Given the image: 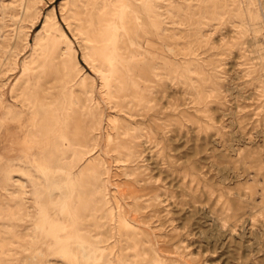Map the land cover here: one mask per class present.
<instances>
[{"label":"rangeland","instance_id":"rangeland-1","mask_svg":"<svg viewBox=\"0 0 264 264\" xmlns=\"http://www.w3.org/2000/svg\"><path fill=\"white\" fill-rule=\"evenodd\" d=\"M263 195L264 0H0V264H264Z\"/></svg>","mask_w":264,"mask_h":264},{"label":"bare ground","instance_id":"bare-ground-1","mask_svg":"<svg viewBox=\"0 0 264 264\" xmlns=\"http://www.w3.org/2000/svg\"><path fill=\"white\" fill-rule=\"evenodd\" d=\"M90 1V0H89ZM110 1V0H109ZM123 1V0H122ZM158 1V0H157ZM165 1V0H164ZM105 2V1H104ZM91 3V2H90ZM93 3V2H92ZM102 3V2H101ZM142 3V2H141ZM144 3V2H143ZM148 3V2H147ZM147 3H145L146 4V6H147ZM123 4V3H122ZM85 5V4H84ZM102 5V4H101ZM117 5H119V4H117ZM127 5V4H126ZM165 5V4H164ZM78 6V5H77ZM93 7H94V5H92ZM111 6V5H110ZM89 7H91V6H89ZM112 7V6H111ZM116 7V6H115ZM122 7V6H121ZM160 7H161V5L158 7V9H160ZM185 7V6H184ZM104 8V7H103ZM106 8V7H105ZM119 8V7H118ZM165 8V7H164ZM161 9H162V7H161ZM75 10V9H74ZM99 10H101V9H99ZM104 10V9H103ZM106 10V9H105ZM120 10V9H119ZM79 11V10H78ZM87 11V10H86ZM90 11V10H89ZM98 11V10H97ZM116 11L117 10H113V13L115 14L116 13ZM152 11V10H151ZM168 11H170V10H168ZM88 12V11H87ZM104 12V11H103ZM144 12V11H143ZM153 12V11H152ZM41 13L42 12H40L39 14H40V16H41ZM72 13V12H71ZM159 14H160V12H158ZM39 14L37 15V16H39ZM52 14V13H51ZM55 14V13H54ZM86 14V13H85ZM84 14V15H85ZM96 14V13H95ZM99 14V13H98ZM106 14V13H105ZM119 14V13H118ZM127 14H128V12H127ZM67 15V14H66ZM72 15H73V13H72ZM71 15V16H72ZM77 15V14H76ZM100 15V14H99ZM162 15V14H161ZM160 15V16H161ZM40 16H39V18H40ZM51 16V15H50ZM49 16V17H50ZM95 16V15H94ZM42 17V16H41ZM65 17V16H64ZM74 17V16H73ZM77 17V16H76ZM81 17H83V16H81ZM85 17H86V15H85ZM84 17V18H85ZM96 17V16H95ZM109 17V16H108ZM117 17V16H116ZM131 17V16H130ZM151 17V16H150ZM38 18V17H37ZM113 18V17H112ZM36 19V18H35ZM34 19V20H35ZM41 19V18H40ZM47 19V18H46ZM56 19V18H55ZM65 19H66V17H65ZM48 20V19H47ZM68 20V19H67ZM107 20V19H106ZM175 20V19H174ZM36 21V20H35ZM133 21V20H132ZM230 21V20H229ZM34 22V21H33ZM37 22V21H36ZM49 22V21H48ZM98 23V22H97ZM113 23V22H112ZM168 23V22H167ZM202 23V22H201ZM57 24H59V23H57ZM84 24V23H83ZM88 24V23H87ZM101 24V23H100ZM108 24H110V23H108ZM35 24H33V26H34ZM32 26V25H31ZM59 26V25H58ZM98 26V25H97ZM133 26V25H132ZM35 27V26H34ZM47 27V26H46ZM45 27V28H46ZM54 27V26H53ZM52 27V28H53ZM56 27V26H55ZM32 28V27H31ZM80 28V27H79ZM104 28V27H103ZM133 28V27H132ZM47 29V28H46ZM58 29V28H57ZM114 29V28H113ZM135 29V28H134ZM50 30V29H49ZM48 30V31H49ZM84 30V29H83ZM98 30V29H97ZM136 30H137V27H136ZM51 31V30H50ZM55 31H56V29H55ZM58 31V30H57ZM139 31V30H138ZM144 31V30H143ZM43 32H44V30H43ZM140 32V31H139ZM145 32V31H144ZM164 32V31H163ZM84 33V32H83ZM142 33V32H141ZM244 33V32H243ZM80 34V33H79ZM86 34V33H85ZM96 34V33H95ZM112 34V33H111ZM140 34V33H139ZM168 34V33H167ZM82 35V34H81ZM93 35V34H92ZM138 35V34H137ZM148 35V34H147ZM124 36V35H123ZM134 36V35H133ZM150 36V35H149ZM121 37V36H120ZM137 37V36H136ZM37 38V37H36ZM82 38H83V36H82ZM87 38V37H86ZM89 38V37H88ZM87 38V39H88ZM109 38H111V37H109ZM122 38H124L125 39V37H122ZM122 38H120V39H122ZM140 38V37H139ZM158 38V37H157ZM165 38V37H164ZM168 38V37H167ZM38 39V38H37ZM141 39V38H140ZM154 39V38H153ZM159 39V38H158ZM40 40V39H39ZM38 40V41H39ZM110 40V39H109ZM123 40V39H122ZM147 40V39H146ZM41 41V40H40ZM111 41V40H110ZM98 42V41H97ZM106 42V41H105ZM109 42V41H108ZM108 42H107V44H108ZM119 42V41H118ZM41 43V42H40ZM94 43V42H93ZM103 43V42H102ZM110 43V42H109ZM28 44V43H27ZM123 44V43H122ZM126 44V43H125ZM35 45V44H34ZM90 45V44H89ZM94 45V44H93ZM100 45H101V43H100ZM105 45V44H104ZM30 46V45H29ZM96 46V45H95ZM109 46V45H108ZM120 46V45H119ZM122 46V45H121ZM123 46H124V44H123ZM39 47V46H38ZM71 47V46H70ZM72 48V47H71ZM92 48H94V47H92ZM101 48V47H100ZM110 48V47H109ZM124 48V47H123ZM69 49V48H68ZM97 49V48H96ZM103 49V48H102ZM132 49V48H131ZM136 49V48H135ZM73 50V49H72ZM77 50V49H76ZM110 49H108V51H109ZM139 50V49H138ZM101 51V50H100ZM103 51V50H102ZM124 51H125V49H124ZM123 51V52H124ZM127 51H128V49H127ZM126 51V52H127ZM59 52H61V51H59ZM71 52H73V51H71ZM78 51H76V53H77ZM86 52V51H85ZM93 52H96V51H93ZM119 52V51H118ZM136 52V51H135ZM62 53V52H61ZM63 53H65V52H63ZM103 53H104V51H103ZM110 53V52H109ZM133 53V52H132ZM139 53V52H138ZM68 54V53H67ZM71 54V53H70ZM75 54V53H74ZM73 54V55H74ZM86 54V53H85ZM95 55H96V53H94ZM102 54V53H101ZM107 54V53H106ZM113 54V53H112ZM134 54V53H133ZM142 54V53H141ZM59 55V54H58ZM72 55V54H71ZM104 55V54H103ZM130 55H131V53H130ZM135 55V54H134ZM53 56V55H52ZM60 56V55H59ZM86 56V55H85ZM91 56H93V55H91ZM109 56V55H108ZM54 57H57V56H54ZM62 57V56H61ZM66 57H67V55H66ZM141 57V56H140ZM105 58H106V56H105ZM112 58V57H111ZM125 58H127V57H125ZM131 58V57H130ZM67 59V58H66ZM70 59V58H69ZM73 59H74V56H73ZM88 59V58H87ZM132 59H133V57H132ZM138 59V58H137ZM89 61H90V59H88ZM94 60H95V58H94ZM129 60V59H128ZM133 61V60H132ZM44 62V61H43ZM46 62V61H45ZM71 62V61H70ZM90 62H92V61H90ZM98 62V61H97ZM32 63H34V62H32ZM65 63V62H64ZM68 63V62H67ZM72 63V62H71ZM70 63V64H71ZM74 63H76V61L74 62L73 61V64ZM88 63V62H87ZM93 63V62H92ZM47 64V63H46ZM89 64H91V63H89ZM29 65V64H28ZM67 65V64H66ZM96 65H98L97 63H96ZM100 65V64H99ZM102 65V64H101ZM104 65V64H103ZM115 65V64H114ZM125 65V64H124ZM77 66V65H76ZM75 66V67H76ZM79 66V65H78ZM129 66V65H128ZM34 67V66H33ZM42 67H43V65H42ZM94 67V66H93ZM98 67V66H97ZM66 68V67H65ZM77 68V67H76ZM106 68H107V66H106ZM100 69V68H99ZM119 69V68H118ZM128 69H129V67H128ZM64 70V69H63ZM79 70V69H78ZM103 70H105V69H103ZM67 71V70H66ZM73 71H74V67H73ZM128 71V70H127ZM116 72V71H115ZM114 72V73H115ZM124 72V71H123ZM128 72H130V71H128ZM135 72H136V70H135ZM67 73L68 74H70V72H68L67 71ZM67 73H66V75H67ZM99 73H100V71H99ZM101 73H103V72H101ZM100 73V74H101ZM108 73V72H107ZM126 73V72H125ZM73 74V73H72ZM78 74H80V73H78ZM128 74V73H127ZM131 74V73H130ZM153 74V73H152ZM157 74V73H156ZM155 74V75H156ZM74 75H76V73L74 74ZM73 75V76H74ZM103 75V74H102ZM105 75V74H104ZM113 75V74H112ZM112 75L110 74V76L112 77ZM84 76V75H83ZM115 76V75H114ZM119 76V75H118ZM128 76V75H127ZM133 76V75H132ZM131 76V77H132ZM150 76V75H149ZM81 77V76H80ZM130 77V76H129ZM128 77V78H129ZM134 77V76H133ZM157 77V76H156ZM155 77V78H156ZM40 78V77H39ZM72 78V77H71ZM117 78V77H116ZM124 78V77H123ZM122 78V79H123ZM151 78V77H150ZM77 79V78H76ZM103 79V78H102ZM112 79V78H111ZM115 79V78H114ZM87 80V79H86ZM117 80V79H116ZM119 80V79H118ZM73 81V80H72ZM82 81V80H81ZM125 81V80H124ZM128 81V80H127ZM148 81V80H147ZM37 82V81H36ZM35 82V83H36ZM115 82H117V81H115ZM123 82V81H122ZM145 82V81H144ZM37 84V83H36ZM80 84V83H79ZM78 84V85H79ZM114 84H116V83H114ZM128 84H129V82H128ZM127 84V85H128ZM82 85V84H81ZM80 85V86H81ZM84 85V84H83ZM124 86V85H123ZM110 87H112V86H110ZM114 87V86H113ZM34 88V87H33ZM116 89V88H115ZM114 90V89H113ZM119 90H120V88H119ZM39 91V90H38ZM88 91V90H87ZM82 92V91H81ZM84 92V91H83ZM115 92V91H114ZM117 92H118V90H117ZM85 94V93H84ZM118 94V93H117ZM131 94V93H130ZM86 95V94H85ZM110 95V94H109ZM114 95H115V93H114ZM120 95H121V93H120ZM134 95V94H133ZM30 96V95H29ZM35 97V96H34ZM39 97V96H38ZM88 97V96H87ZM91 97V96H90ZM89 97V98H90ZM111 97H113V96H111ZM111 97H109V98H111ZM119 97H121V96H119ZM127 97H128V95H127ZM132 97V96H131ZM135 96H133V98H134ZM40 98V97H39ZM71 98V97H70ZM84 98V97H83ZM88 98V99H89ZM92 98V97H91ZM116 98H117V96H116ZM126 98V97H125ZM137 98V97H136ZM27 99H28V97H27ZM41 99V98H40ZM85 99V98H84ZM121 99V98H120ZM124 99V98H123ZM34 100H36V99H34ZM43 100V99H42ZM74 100V99H73ZM91 100H93V99H91ZM112 100H114L113 98H112ZM129 100V99H128ZM27 101V100H26ZM40 101V100H39ZM76 101V100H75ZM84 101V100H83ZM109 101V100H108ZM115 101H116V99H115ZM117 101H119V100H117ZM117 101H116V103H117ZM73 102V101H72ZM127 102V101H126ZM30 103V102H29ZM42 103V102H41ZM36 104V103H35ZM85 104H86V102H85ZM123 104V103H122ZM128 104V103H127ZM40 105V104H39ZM44 105V104H43ZM52 105H55L54 103H52ZM72 105V104H71ZM114 105V104H113ZM76 106V105H75ZM83 106V105H82ZM116 106H117V104H116ZM120 106V105H119ZM31 107V106H30ZM33 107V106H32ZM47 107V106H46ZM50 107V106H49ZM48 107V108H49ZM53 107V106H52ZM85 107H86V105H85ZM40 108H43V107H40ZM45 108V107H44ZM78 108V107H77ZM29 109V108H28ZM35 109V108H34ZM34 109H33V111H34ZM46 109V108H45ZM125 109V108H124ZM31 110V109H30ZM39 110V109H38ZM51 111V110H50ZM49 111V112H50ZM37 112V111H36ZM72 112H74L73 110H72ZM81 112V111H80ZM125 112V111H124ZM32 113V112H31ZM53 113V112H52ZM55 113V112H54ZM83 113V112H82ZM41 114V113H40ZM45 116V115H44ZM44 116H42V117H44ZM50 116V115H49ZM41 117V116H40ZM81 117H83V116H81ZM79 118H80V116H79ZM40 119V118H39ZM50 119H51V117H50ZM47 120V119H46ZM79 121V120H78ZM82 121H83V118H82ZM44 122V121H43ZM42 122V123H43ZM45 123V122H44ZM35 125V124H34ZM39 125V124H38ZM41 125V124H40ZM97 125H99V124H97ZM91 127V126H90ZM77 128V127H76ZM88 128V127H87ZM80 131V130H79ZM83 131V130H82ZM98 133V132H97ZM92 135V134H91ZM113 145V144H112ZM113 146H115V145H113ZM50 159H51V157L49 156H46L44 159H43V161L42 162H37V166H38V168H39V170H40V172L45 176V178H46V180H48V181H52L53 180V178L54 179H56L54 182H53V184L55 185V187H56V189L60 192V193H62V194H64V195H67V193H68V190H69V184H70V181H69V174H67V176L65 177V173L63 172L64 171V168H60V169H54L53 167H50L49 165H48V163L50 162ZM87 166V165H86ZM85 168V167H84ZM246 168V167H245ZM261 168V167H260ZM73 167H70V168H68L67 170V172H71V171H73ZM90 170V169H89ZM94 170H95V168H94ZM93 170V171H94ZM50 172L52 173V174H55L54 176L52 175H50ZM91 172H92V170H91ZM40 173V174H41ZM89 173V172H88ZM56 174H59V175H61L62 176V178H60L59 177V175H57L56 176ZM40 178V177H39ZM59 178V179H58ZM58 179V180H57ZM96 178H94V180H95ZM40 180H41V178H40ZM40 180H38V182L40 181ZM17 181V180H16ZM39 184V183H38ZM47 184V183H46ZM35 185V184H34ZM40 185V184H39ZM93 186V185H92ZM40 195H41V191H38V197H40ZM55 195H56V193H55ZM51 196H53L54 197V193L53 194H51ZM135 196V195H134ZM252 196V195H251ZM264 196V195H263ZM38 205V204H37ZM67 205V204H66ZM129 205V204H128ZM1 208V207H0ZM13 210V209H12ZM63 210V209H62ZM8 211V210H7ZM16 211V210H15ZM139 211V210H138ZM14 212V211H13ZM48 212V211H47ZM50 212V211H49ZM54 212V211H53ZM63 212V211H62ZM132 212V211H131ZM22 213V212H21ZM130 213V212H129ZM16 215V214H15ZM19 215V214H18ZM10 217V216H9ZM14 217V216H13ZM18 217V216H17ZM78 217V216H77ZM15 218V217H14ZM79 218V217H78ZM10 219V218H9ZM13 219V218H12ZM19 219H20V217H19ZM66 219V218H65ZM11 220V219H10ZM77 220V219H76ZM54 221V220H53ZM134 222V221H133ZM10 223V222H9ZM44 223V222H43ZM11 224H13V223H10V225ZM65 224V223H64ZM73 225H74V223H72ZM42 225V224H41ZM70 226V225H69ZM75 226H77V225H75ZM15 227V226H14ZM13 227V228H14ZM78 227V226H77ZM40 228V227H39ZM80 228V227H79ZM142 228V227H141ZM8 229V228H7ZM33 229H34V227H33ZM144 229V228H143ZM13 230V229H12ZM72 231L74 230V229H71ZM75 230H77V228L75 229ZM9 231V230H8ZM34 231V230H33ZM38 231V230H37ZM36 231V232H37ZM15 232V231H14ZM35 233V232H34ZM69 233V232H68ZM72 233H74V231L72 232ZM78 233V232H77ZM15 234V233H14ZM40 234V233H39ZM79 234V233H78ZM78 234H76V235H78ZM68 235V234H67ZM90 235V234H89ZM69 236H71V235H69ZM69 236H67V237H69ZM66 237V238H67ZM16 238V237H15ZM42 238V237H41ZM46 238V237H45ZM60 238H62V237H60ZM66 238H64V239H66ZM70 238V237H69ZM77 238H79V237H77ZM152 238V237H151ZM238 238V237H237ZM7 239V238H6ZM80 239H82L81 237H80ZM42 240V239H41ZM49 240H50V238H49ZM34 242H39L38 241V238H37V241H34ZM52 242V241H51ZM8 243V242H7ZM55 243V242H54ZM6 245V244H5ZM3 246H4V244H3ZM8 246V245H7ZM184 246V245H183ZM47 247V246H46ZM1 248V247H0ZM35 249V248H34ZM79 249V248H78ZM2 250V249H1ZM3 250H4V248H3ZM24 250V249H23ZM77 250V249H76ZM75 251V250H74ZM73 251V252H74ZM80 252V251H79ZM75 253V252H74ZM83 255H84V253H83ZM82 254H81V256H83ZM90 255V254H89ZM78 256V255H77ZM63 258V257H62ZM50 259V258H49ZM85 261V260H84ZM183 262V261H182ZM1 263V262H0Z\"/></svg>","mask_w":264,"mask_h":264}]
</instances>
